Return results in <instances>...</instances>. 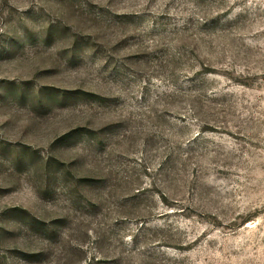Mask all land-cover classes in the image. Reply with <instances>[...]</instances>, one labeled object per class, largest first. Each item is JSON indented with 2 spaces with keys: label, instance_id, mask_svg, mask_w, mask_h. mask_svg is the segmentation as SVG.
Segmentation results:
<instances>
[{
  "label": "rangeland",
  "instance_id": "obj_1",
  "mask_svg": "<svg viewBox=\"0 0 264 264\" xmlns=\"http://www.w3.org/2000/svg\"><path fill=\"white\" fill-rule=\"evenodd\" d=\"M0 264H264V0H0Z\"/></svg>",
  "mask_w": 264,
  "mask_h": 264
}]
</instances>
